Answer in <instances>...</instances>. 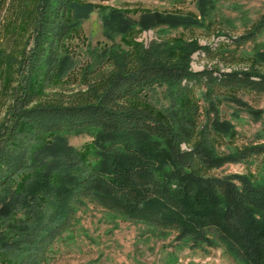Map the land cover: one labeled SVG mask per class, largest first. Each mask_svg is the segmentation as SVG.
Returning <instances> with one entry per match:
<instances>
[{"label":"trees","instance_id":"1","mask_svg":"<svg viewBox=\"0 0 264 264\" xmlns=\"http://www.w3.org/2000/svg\"><path fill=\"white\" fill-rule=\"evenodd\" d=\"M71 4L0 0L10 24L0 46V247L13 250L18 264H41L77 212L93 204L175 232L193 249L222 244L243 263L264 264V184L248 174L212 173L251 156H261L264 166V145L226 157L199 142L182 149L195 126L175 129L139 106L141 90L161 81L183 89L196 83L264 93V68L255 63L230 72L193 71L192 53L209 47L192 43L177 55L153 48L110 56L83 69L77 88H66L59 81L66 72L60 50L71 32ZM149 19L144 21L152 26L199 24ZM120 28L128 32L132 24ZM255 35L240 36L236 44ZM84 132L93 141L82 150L68 143L69 133Z\"/></svg>","mask_w":264,"mask_h":264},{"label":"rangeland","instance_id":"2","mask_svg":"<svg viewBox=\"0 0 264 264\" xmlns=\"http://www.w3.org/2000/svg\"><path fill=\"white\" fill-rule=\"evenodd\" d=\"M73 3L68 13L71 32L60 50L66 60V72L59 81L65 82L66 88H77L83 69L107 63L110 56L153 48L177 55L183 54L184 46L192 43L209 47L207 52L192 53L193 71L230 72L255 63L264 68V0H73ZM154 16L199 24L184 28L152 26L144 21ZM8 22L7 12L2 10L0 46L1 37L8 33ZM126 23L132 24V29L123 32L120 27ZM254 30L253 39L236 44L238 37ZM13 31L12 27L10 32ZM34 78L41 83L40 76ZM141 91L139 106L155 111L161 121L175 129L195 126L191 142L182 143V149L199 142L226 157L264 145V93L196 83L183 89L165 81L150 84ZM4 118L0 116L1 135L5 132ZM31 133L30 127L23 136L30 139ZM43 140L48 138L37 140V144ZM67 140L82 150L93 137L87 132L69 133ZM212 173L248 174L257 184H264L261 156H251L242 163H226ZM176 236L175 232L125 220L89 204L77 212L74 224L56 239L53 253L41 264H246L222 244L207 250L193 249ZM13 255V250L0 247V264H18Z\"/></svg>","mask_w":264,"mask_h":264}]
</instances>
